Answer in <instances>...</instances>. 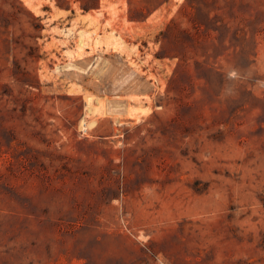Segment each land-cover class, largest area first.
I'll return each mask as SVG.
<instances>
[{
	"label": "rangeland",
	"instance_id": "obj_1",
	"mask_svg": "<svg viewBox=\"0 0 264 264\" xmlns=\"http://www.w3.org/2000/svg\"><path fill=\"white\" fill-rule=\"evenodd\" d=\"M0 264H264V0H0Z\"/></svg>",
	"mask_w": 264,
	"mask_h": 264
},
{
	"label": "trees",
	"instance_id": "obj_2",
	"mask_svg": "<svg viewBox=\"0 0 264 264\" xmlns=\"http://www.w3.org/2000/svg\"><path fill=\"white\" fill-rule=\"evenodd\" d=\"M82 7L83 9L88 10L91 6L86 3H82Z\"/></svg>",
	"mask_w": 264,
	"mask_h": 264
},
{
	"label": "clouds",
	"instance_id": "obj_3",
	"mask_svg": "<svg viewBox=\"0 0 264 264\" xmlns=\"http://www.w3.org/2000/svg\"><path fill=\"white\" fill-rule=\"evenodd\" d=\"M229 75H230V77H234L236 75V73L235 72H232Z\"/></svg>",
	"mask_w": 264,
	"mask_h": 264
}]
</instances>
